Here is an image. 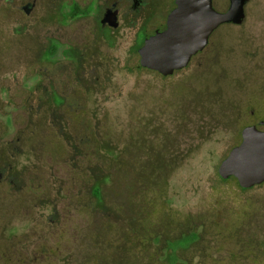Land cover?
Here are the masks:
<instances>
[{
  "label": "rangeland",
  "instance_id": "obj_1",
  "mask_svg": "<svg viewBox=\"0 0 264 264\" xmlns=\"http://www.w3.org/2000/svg\"><path fill=\"white\" fill-rule=\"evenodd\" d=\"M31 1L0 0V149L9 142L13 153L31 147L0 195L8 188L22 196L28 179L43 183V202L34 195L32 214L8 223L25 227L27 264H264V185L241 191L236 180L218 175L245 125L236 118L237 103L247 105L254 69L243 56L247 34L264 41V0H250L241 28L220 30L225 46L217 65L227 69L193 66L164 80L126 69L131 40L109 48L99 74L105 88L76 91L87 98L75 114L86 120L91 149L72 148L79 140L34 89L39 52L51 39L71 36L70 24L52 19L58 3L71 0H35L27 16L21 5ZM258 64L264 70V52ZM93 188L96 196L101 189L98 200ZM1 196L3 227L21 201ZM49 204L58 206L52 211Z\"/></svg>",
  "mask_w": 264,
  "mask_h": 264
},
{
  "label": "flooded vegetation",
  "instance_id": "obj_2",
  "mask_svg": "<svg viewBox=\"0 0 264 264\" xmlns=\"http://www.w3.org/2000/svg\"><path fill=\"white\" fill-rule=\"evenodd\" d=\"M249 3L250 0L246 4L247 7ZM35 6L36 1L32 0L22 4L21 10L27 16H30ZM212 7L218 12L227 10L218 9L214 0H212ZM177 8L176 0H71L70 2L62 1L58 3L52 19L58 26L70 24L72 26L71 36H69L67 41L61 37L51 39L49 47L39 52L37 58L40 66L37 67L36 72L32 71V73L38 82L34 89L40 91L43 96L39 100L56 106L55 121L62 123L68 131V135L74 136L75 144V138L79 140L78 147L71 145L73 149H91L92 144L90 130L85 127V118L80 119L81 117L75 114L83 109L87 98L76 94V91L79 89L89 91L93 88H105L107 78L102 81L99 74L101 69L103 71L107 69V50L118 46L123 39L127 38L132 41L129 50L130 59L126 67L131 73H150L158 75L165 80L193 66L198 68V72L201 70V72L205 71L204 73L212 72L213 69H216V66L218 70L221 69L222 63L217 64L219 62L218 58L222 57V51L225 46L224 39L221 36L224 35L223 37L225 38V34L220 35V30L227 26L241 28L247 21L246 13L241 24L225 23L214 29L209 35L205 46L191 57L187 66L180 70H175L172 75L163 76L159 71L141 65V50L147 40L162 34L165 36L170 34L169 20L171 15L177 11ZM65 9H68V12H65ZM256 42L264 41H259L252 35L248 37L247 34V46L245 47L247 51L243 57L247 63L253 66L254 70L251 72L253 75L251 74L250 77L247 75V103H245L247 105L240 108L245 101L239 100V96L232 97L234 100L238 98L239 103L237 104L240 105L236 112L237 120L245 121V125L239 134V141L232 149L242 143L243 131L246 128L247 137L249 138H261L264 136V73H261L264 70H259L258 67L259 53L264 52V48ZM212 61L213 64L209 65ZM214 61H217L216 64ZM222 68L227 69V66L224 67L222 65ZM217 69L216 71H218ZM224 69L223 71L225 72L226 70ZM221 73L222 78L224 73ZM251 80H253L254 87L248 83ZM23 94L25 95V93ZM223 98L225 97L223 96ZM232 102L229 101V103ZM5 117L11 124L12 120L10 117ZM81 127L83 132L79 131ZM65 128L63 129L64 131ZM67 137L69 138V136ZM57 142L60 144L58 138ZM10 144L11 142L6 143L5 148L0 149L1 187H3L2 184L9 186L14 184L13 180H8L7 177H14L15 169L21 163L18 158L28 155V149L31 148L27 144L24 148H15V153H13L11 152ZM38 145L40 149H44L41 144L38 143ZM42 153L46 157H51L50 155L53 157V151L44 152L43 150ZM29 167L25 165L24 173ZM233 179L236 180L237 186L241 191H249L264 185L263 182L251 188L242 189L235 177L222 180L227 182ZM42 184V182H34L28 179L26 184L21 183L20 185V189H24L23 192H25L22 196L14 198L8 188L5 189L6 194L0 195L5 199L21 201L20 210L10 213L5 225L3 227L0 226V264L28 263L27 239L23 235L24 233H20L25 227H10L8 223L13 216L25 220L27 216L32 214L33 211L29 202H32L34 195L37 202H43V199H41L43 194ZM2 189L0 188V193L4 192ZM97 189L99 190L98 196L93 195L94 188L92 189V195L96 200L101 196V189ZM49 205H51L52 211L58 206V204ZM18 232L20 233L19 235H17ZM31 260L38 261L39 258L36 257Z\"/></svg>",
  "mask_w": 264,
  "mask_h": 264
},
{
  "label": "water",
  "instance_id": "obj_3",
  "mask_svg": "<svg viewBox=\"0 0 264 264\" xmlns=\"http://www.w3.org/2000/svg\"><path fill=\"white\" fill-rule=\"evenodd\" d=\"M177 11L170 17V34L147 40L141 50V65L169 76L187 66L191 57L201 50L209 35L225 23L241 24L248 0H229L225 12L212 7V0H176ZM218 175L223 180L235 177L242 189L264 182V136L247 137L233 148L221 162Z\"/></svg>",
  "mask_w": 264,
  "mask_h": 264
}]
</instances>
